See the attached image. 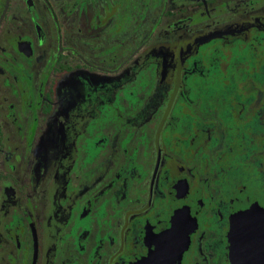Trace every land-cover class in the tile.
Segmentation results:
<instances>
[{
	"label": "flooded vegetation",
	"instance_id": "af4514ba",
	"mask_svg": "<svg viewBox=\"0 0 264 264\" xmlns=\"http://www.w3.org/2000/svg\"><path fill=\"white\" fill-rule=\"evenodd\" d=\"M264 264V0H0V264Z\"/></svg>",
	"mask_w": 264,
	"mask_h": 264
},
{
	"label": "water",
	"instance_id": "95a60500",
	"mask_svg": "<svg viewBox=\"0 0 264 264\" xmlns=\"http://www.w3.org/2000/svg\"><path fill=\"white\" fill-rule=\"evenodd\" d=\"M148 260H146V262H144V264H147Z\"/></svg>",
	"mask_w": 264,
	"mask_h": 264
}]
</instances>
